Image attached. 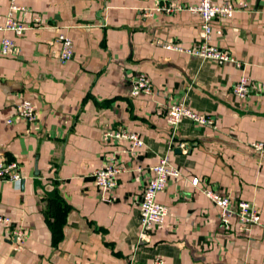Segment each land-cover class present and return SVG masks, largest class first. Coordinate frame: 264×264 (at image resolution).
Here are the masks:
<instances>
[{
    "label": "crops",
    "instance_id": "obj_1",
    "mask_svg": "<svg viewBox=\"0 0 264 264\" xmlns=\"http://www.w3.org/2000/svg\"><path fill=\"white\" fill-rule=\"evenodd\" d=\"M17 1L47 24L15 37L16 55H0V158L18 161L24 175L21 189L0 181V215L30 235L15 249L0 223V264H264V226L226 230L203 193L210 187L233 203L250 201L264 223V155L250 146L264 141V0H245L248 9L231 21H213L212 44L243 68L165 49L199 41L201 19L187 11L144 17L162 0ZM9 4L0 0L1 25ZM63 32L75 46L66 64L55 42ZM5 34L14 36L0 32V45ZM136 73L150 77L152 94L131 95ZM243 75L255 81L245 98L232 90ZM26 99L37 106L38 132L26 121L6 122ZM182 101L214 117L217 129L183 118L172 135L166 111ZM113 125L140 133L143 147L129 152L126 141H104ZM112 154L127 171L114 189H98L92 174ZM166 154L181 176L158 193L169 208L164 226L139 244L140 197Z\"/></svg>",
    "mask_w": 264,
    "mask_h": 264
},
{
    "label": "built area",
    "instance_id": "obj_2",
    "mask_svg": "<svg viewBox=\"0 0 264 264\" xmlns=\"http://www.w3.org/2000/svg\"><path fill=\"white\" fill-rule=\"evenodd\" d=\"M248 9V3L245 0H225L217 4L213 0H199L197 4H188L178 0H162L152 9L144 11V17H151L155 14H173L187 11L196 14L201 19L200 39L189 46H182L176 42H166L163 47L170 51H178L199 57L204 60H213L222 65L226 62H232L237 67L243 68L244 63L229 51L212 44L213 21L217 18L232 20L236 12ZM47 22L33 9L27 5L18 3L17 0H10L6 21L0 24V32L12 33L14 36L6 35L1 38L0 55L14 56L18 52V44L15 37L24 35L32 26H45ZM55 42L60 45L58 53L59 61L62 64L70 62L75 55L74 40L66 33H59ZM131 95L152 94V80L146 73H136L130 77ZM255 81L250 77L243 75L233 85V93L236 96L245 98L253 90ZM262 92H264V81L258 83ZM183 118H188L196 124L217 129V121L211 115L202 114L191 109L185 102H179L172 105L166 111V119L171 126L172 135H177L180 122ZM17 121H26L30 128L38 132L42 129L37 106L29 99L23 100L17 104L14 113L7 118L8 124H14ZM104 141H126L128 149L125 151L133 152L144 145V140L140 133L130 130L122 125H113L106 128L103 132ZM182 150L187 151L186 143L179 145ZM255 153L264 155V141H254L250 143ZM172 150V149H171ZM116 155H111L104 164L96 169L93 174V181L98 189L110 191L119 184V176L127 171L126 166ZM153 175L146 181L140 197L141 223L138 236V243H148L151 241L152 232L157 228H162L165 224L169 208L167 205L158 201V193L165 190L168 181L172 177H180V169L173 165L170 154L160 158L158 163L153 166ZM24 175L21 171V165L18 161H6L0 158V181L12 182L18 189L22 188ZM200 179L194 178L192 183L199 185ZM206 195L218 208L220 221L226 230H231L233 224L237 226L238 231L247 232L255 225L264 226L260 210L250 201L240 200L235 203L229 195H223L213 188L203 189ZM0 223L15 242V249H20L29 239V232L11 216L0 215ZM164 259H158L157 264H165ZM129 264H139L134 258H131Z\"/></svg>",
    "mask_w": 264,
    "mask_h": 264
}]
</instances>
